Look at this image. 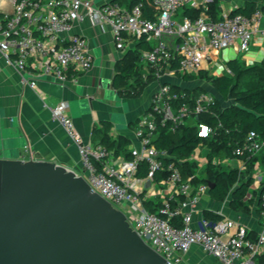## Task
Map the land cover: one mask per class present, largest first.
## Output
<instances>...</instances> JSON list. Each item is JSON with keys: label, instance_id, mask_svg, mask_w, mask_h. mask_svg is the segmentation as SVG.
<instances>
[{"label": "built area", "instance_id": "built-area-1", "mask_svg": "<svg viewBox=\"0 0 264 264\" xmlns=\"http://www.w3.org/2000/svg\"><path fill=\"white\" fill-rule=\"evenodd\" d=\"M150 1L157 10L152 17L144 16L141 1L126 6L119 1L94 4L91 0H0L8 4L0 5V53L19 71L32 61L37 74L75 80L92 67L93 54L86 39L72 32L74 22L87 18L107 25L118 50L125 48L129 38L143 39L148 48L140 51L137 63L142 77L152 75L154 81H168L159 82L151 92L149 105L137 119L134 142L131 140L127 146L129 157L124 153L115 155L103 144L85 140L74 125L67 101L50 106L51 117L76 145L83 169L80 175L95 192L121 210L131 228L168 262L181 264L182 255L198 244L222 264H255V257L264 253V172L258 162L250 172L249 186L259 190L262 230L255 236L230 218L210 222L202 217L194 226V207L209 186L193 180L208 161L218 166L240 159L242 164L236 169L244 170L243 156L258 155L264 150V140L251 130L233 149L232 156L211 159L207 146L199 144L186 159L195 164V171L184 177L179 166L184 160H176L169 150L157 148L154 139L160 127L174 132L214 101L206 90L194 98L187 97L184 87L172 81L179 78L177 74H197L202 62L210 57V50L236 43L240 51L248 50L252 36L264 34V28L259 27L262 14L221 10L217 19L206 12L179 18L180 9L199 8L212 0ZM222 70L231 73L228 66ZM172 84L180 89H173ZM30 85L34 86L35 81ZM196 126L199 137L207 138L213 133L207 124ZM142 162L146 165L143 176L138 175ZM145 200L159 205L155 211H147ZM174 217L179 218L180 225L172 223Z\"/></svg>", "mask_w": 264, "mask_h": 264}, {"label": "crops", "instance_id": "crops-1", "mask_svg": "<svg viewBox=\"0 0 264 264\" xmlns=\"http://www.w3.org/2000/svg\"><path fill=\"white\" fill-rule=\"evenodd\" d=\"M91 1L94 4L119 1L126 6L132 3L131 0ZM0 5L8 6L6 2H1ZM194 9L198 13L206 12L210 17L212 11L217 17L221 10L230 12L241 10L248 15L259 11L262 14L259 27L264 28V0H212L205 6L202 4ZM178 15H182V9ZM72 32L86 39L93 54L92 67L79 74L75 80L69 78L58 80L37 74L32 61L24 70L19 71L7 63L0 53L1 157L52 161L74 170L77 174H82L83 169L76 145L51 117L49 107L61 100L68 102L69 114L77 131L85 140H90L94 144L100 143L98 137L92 139V133L94 129L103 133L107 126L106 130L111 139L124 137L134 142L133 129L136 121L149 105L151 92L159 82L165 80L150 82L148 91L144 92L143 89L138 96L123 95L113 85L115 65L128 49L144 50L141 45L138 46V40L129 38L125 48L118 50L114 46L110 28L104 24H95L87 18L74 22ZM209 56L202 62L201 71L213 76H221L225 72L222 68L228 66L230 62L241 68L264 62V34L255 33L246 51H240L236 43L219 50H210ZM32 80L35 81L34 86L30 85ZM172 81L181 87L201 85L220 100L217 92L203 80L183 82L180 78H174ZM241 164L240 159H234L223 167L237 168ZM245 169L246 164L242 171ZM260 170L264 172V168L260 167ZM258 191L249 187L243 208H234L229 196L221 201L215 200L207 191L201 195L194 207L192 224L198 226L201 218L204 217V212L208 211L222 218L235 220L246 226L251 235H257L262 230L258 216ZM181 264L222 263L206 254L200 245L193 244L182 255Z\"/></svg>", "mask_w": 264, "mask_h": 264}, {"label": "water", "instance_id": "water-1", "mask_svg": "<svg viewBox=\"0 0 264 264\" xmlns=\"http://www.w3.org/2000/svg\"><path fill=\"white\" fill-rule=\"evenodd\" d=\"M0 264L171 263L83 175L0 156Z\"/></svg>", "mask_w": 264, "mask_h": 264}, {"label": "trees", "instance_id": "trees-1", "mask_svg": "<svg viewBox=\"0 0 264 264\" xmlns=\"http://www.w3.org/2000/svg\"><path fill=\"white\" fill-rule=\"evenodd\" d=\"M138 1L143 3L144 16L152 17L157 11L150 0H131V4ZM181 10V9H180ZM232 13H245L241 10H233ZM199 13L194 8H182V16L195 17ZM212 18L217 19L215 12H211ZM138 46L144 49L148 44L143 40H138ZM140 50L130 48L116 65V73L113 79V85L125 96L135 97L141 94L144 87L154 81V76L142 77V72L137 67ZM231 73H223L221 76H213L207 72L199 71L197 74H177L183 82L203 80L212 90L217 92L220 100L214 96V101L206 111L196 114L187 119V125H181L171 132L167 127H160L154 139L157 148H163L170 151L176 160L183 159L179 164L184 177L194 172L196 166L189 163L186 159L191 151L199 144L206 145L209 152L208 158L213 156H232L233 149L240 145L249 131H255L259 137L264 140V62L254 64L247 68H241L228 64ZM243 75L246 79L240 82ZM173 89L179 90L180 86L172 84ZM187 97L194 98L200 92L205 91L201 85L183 88ZM225 103V104H223ZM204 123L213 128V133L207 138L197 136V124ZM103 133L94 129L92 139L97 137L99 144H103L107 149L112 150L115 155L124 153L129 157L127 146L130 141L127 138L119 137L116 140L111 139L107 133V126ZM246 164L245 171H238L236 168H225L223 165H214L210 161L199 171L193 182H210L212 187L209 195L215 200H224L230 197V203L234 208L244 207V198L252 182L251 176H248L257 161L261 168H264V150L258 155L243 156ZM146 172L144 162L140 163L138 175L143 176ZM147 211L153 212L159 204L151 200L143 202ZM204 217L210 222L220 218V215L205 211ZM172 223L180 225L179 218L174 217ZM250 236L251 233L249 232ZM255 236V235H254ZM255 264H264V255L255 257Z\"/></svg>", "mask_w": 264, "mask_h": 264}, {"label": "rangeland", "instance_id": "rangeland-1", "mask_svg": "<svg viewBox=\"0 0 264 264\" xmlns=\"http://www.w3.org/2000/svg\"><path fill=\"white\" fill-rule=\"evenodd\" d=\"M246 75H243L242 77H241V79H240V82H242L243 80H245L246 79ZM149 87H150V85L148 86H146L145 88H144V92H147L148 91V89H149Z\"/></svg>", "mask_w": 264, "mask_h": 264}]
</instances>
